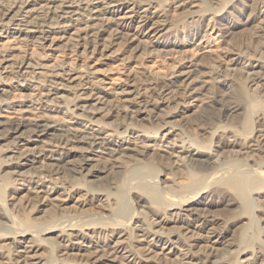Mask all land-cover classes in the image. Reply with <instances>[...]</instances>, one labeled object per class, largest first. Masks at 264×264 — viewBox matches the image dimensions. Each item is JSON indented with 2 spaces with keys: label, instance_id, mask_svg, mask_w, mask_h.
Wrapping results in <instances>:
<instances>
[{
  "label": "bare ground",
  "instance_id": "obj_1",
  "mask_svg": "<svg viewBox=\"0 0 264 264\" xmlns=\"http://www.w3.org/2000/svg\"><path fill=\"white\" fill-rule=\"evenodd\" d=\"M0 84V264H264V0H0Z\"/></svg>",
  "mask_w": 264,
  "mask_h": 264
},
{
  "label": "rangeland",
  "instance_id": "obj_2",
  "mask_svg": "<svg viewBox=\"0 0 264 264\" xmlns=\"http://www.w3.org/2000/svg\"><path fill=\"white\" fill-rule=\"evenodd\" d=\"M240 36L241 35L238 36L239 38H237V40H240ZM203 46L205 47L206 44L203 43ZM167 62L170 63L171 61L168 59ZM114 64L115 63H112L109 60H101L100 64H96V66L94 67L97 70V73H99V77L104 78V85L106 86V88L111 90L119 88L123 83V75L119 70L114 68ZM4 88H8V86L0 84V90ZM11 110L12 109H7L6 111L1 112L0 116L14 117L17 115H21V113Z\"/></svg>",
  "mask_w": 264,
  "mask_h": 264
}]
</instances>
